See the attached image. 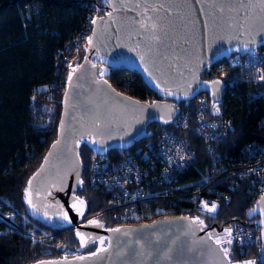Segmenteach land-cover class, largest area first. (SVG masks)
I'll list each match as a JSON object with an SVG mask.
<instances>
[{
	"label": "trees",
	"instance_id": "trees-1",
	"mask_svg": "<svg viewBox=\"0 0 264 264\" xmlns=\"http://www.w3.org/2000/svg\"><path fill=\"white\" fill-rule=\"evenodd\" d=\"M107 9L104 0H0V264L75 258L101 248L98 241L93 243L91 239L82 245L70 221L43 223L33 217L27 211L25 197L29 179L57 138L63 96L69 76L85 55L92 21L105 15ZM103 68L106 74L108 67ZM214 77L210 69L201 75L206 81ZM105 79L115 90L132 98L145 102L161 99L139 75L124 67H112ZM224 85L225 115L232 127L210 145V151L209 144L193 130H182L174 122L151 124L147 127L149 138L136 141L127 149L112 146L104 154L96 152L89 140L81 141L78 152L83 183L79 182L74 191L75 198L84 201L74 203L79 218L92 217L91 221L107 229L124 225L121 208L113 203L112 196L91 184L93 163L101 157L110 165L117 163L137 153L146 142L156 141L158 133L168 131L189 143L194 160L166 186L169 193L165 200L150 201L135 223L171 215L166 208L174 190L187 191L186 185H202V194L218 206L213 212L193 214L191 218L196 221L199 217L202 226L220 232V245L229 250L226 256L231 264L245 258L264 264L260 237L241 250L222 236L231 224L253 225L246 219L247 210L253 206V180L251 176L240 178L237 172L241 165L249 163L256 148L258 157L264 156V100L254 98L252 85L245 82L232 87L226 82ZM197 97L176 103V108H192ZM210 187L212 191L208 190ZM255 229L260 233L258 227ZM104 241L103 247L107 243Z\"/></svg>",
	"mask_w": 264,
	"mask_h": 264
},
{
	"label": "water",
	"instance_id": "water-1",
	"mask_svg": "<svg viewBox=\"0 0 264 264\" xmlns=\"http://www.w3.org/2000/svg\"><path fill=\"white\" fill-rule=\"evenodd\" d=\"M107 5L111 15L95 19L93 43H87L68 80L57 138L29 179L32 204L28 191L25 197L27 211L36 219L56 223L55 212L63 211L86 239H106L107 251L34 264H231L213 238L219 232L209 235L189 216H162L111 229L91 220L81 223L72 209L82 174L78 150L83 140L98 153L112 146L130 148L150 137L149 125L174 120L179 109L173 103L202 93L219 102L223 83L201 75L236 49L264 46V6L259 0H110ZM101 61L109 70L124 67L139 75L161 99L145 102L115 90L101 75ZM246 219L260 229L263 259L264 194L247 210Z\"/></svg>",
	"mask_w": 264,
	"mask_h": 264
},
{
	"label": "built area",
	"instance_id": "built-area-1",
	"mask_svg": "<svg viewBox=\"0 0 264 264\" xmlns=\"http://www.w3.org/2000/svg\"><path fill=\"white\" fill-rule=\"evenodd\" d=\"M109 12L108 7L105 14ZM209 69L215 76L214 80L223 83L221 100L212 102L209 96L204 95L206 93L199 94L194 106L179 110L172 122L182 130H193L199 138L209 144L210 151V145L227 135L232 127V121L225 115L227 103L223 100L224 82L230 87L241 82H245L248 86L252 85L253 97L264 100V79L260 78L264 76V46L247 51L244 49L236 51L214 63ZM214 103L219 108L218 113ZM173 105L176 107V103ZM157 137L156 141L146 142L137 153H131L117 163L110 165L103 157L93 163L91 184L112 196L113 203L121 208L120 215L125 223H135L142 213L146 212L150 201L165 200V194L168 192L166 186L171 185L176 180L177 173L188 168L194 160V152L185 139L168 131L158 133ZM256 152H259L257 148L251 154L249 163L241 165L237 172L240 178L252 177L253 205L264 194V156L259 158V153ZM261 153L263 149L260 155ZM218 160L219 158L215 159L216 162ZM223 171L228 170L223 168ZM200 187L202 185L192 188L186 185L187 191L174 190L175 195L170 198L172 201H166L168 205L166 210L171 215L189 217L197 213L213 212L202 210L204 202H208L209 208L212 204L218 206V203L202 194ZM208 190L212 191V188ZM157 210L159 209H155ZM91 219L92 217L83 219L81 223ZM254 222L251 227L240 223L231 224L223 230L222 236L226 241L231 240V243H235L243 250L260 237V233L257 234L255 231L257 226Z\"/></svg>",
	"mask_w": 264,
	"mask_h": 264
},
{
	"label": "snow or ice",
	"instance_id": "snow-or-ice-1",
	"mask_svg": "<svg viewBox=\"0 0 264 264\" xmlns=\"http://www.w3.org/2000/svg\"><path fill=\"white\" fill-rule=\"evenodd\" d=\"M105 2H106V3H109L110 0H105ZM259 2H260V4H261L262 6H264V0H259ZM221 10H222V9H221ZM109 15H111V13H109ZM92 23H95V20H93ZM153 28H155V25H153ZM87 39H88V44H89V45H92V43H93V39H92V37H88ZM236 50L239 51L240 49H236ZM244 50L247 51V50H248V47L245 46V47H244ZM93 66L95 67V65H93ZM145 70H146V69H145ZM101 75H103V73H101ZM260 78H261V79H264V76H261ZM70 81H71V76H69V82H70ZM105 83H106V82H105ZM212 83H213V84H218L219 82H218V81H213ZM169 94H171V93H169ZM211 94H212L213 96H215L216 93H215V91H212ZM214 107H215L216 112L218 113V112H219V108L216 107L215 103H214ZM167 122H168V121L166 120L165 123H167ZM82 139H83V138H82ZM77 143H79V141H78ZM92 143H96V141L93 140ZM80 183L82 184L83 181H80ZM28 185H29V187H28V189L26 190V191H28V193H29L28 203H29V204H32V200H31V191H30V190H31V185H32V181H31V180H29ZM76 200L79 201L80 204H84V201L79 200L78 197L76 198ZM72 206L75 207L76 205L73 204ZM33 207H34V206H33ZM216 207H217V206H216L215 204H212L211 208H209V207H208V202H204V204H203V206H202V210H203V209H207L208 211H214V210L216 209ZM254 211H255V210H250V213H251V212H254ZM80 214L83 215L82 212H81ZM64 218H65V219H68L67 213H65ZM196 222H198L200 225H203V221L200 220L199 217L196 218ZM90 223L96 224V223H98V222H97V221H90ZM111 231L119 232V231H121V230H120V229H113V230H111ZM228 231H229V234H230V230H228ZM77 235L81 237V244H82V245L85 244V243H86V238L84 237V235H83L82 233H79V232H77ZM125 235H127V233H125ZM209 235H211V233H209ZM92 242L95 243V239H94V238H93ZM231 242H232L231 240H228V241H227V243H229V244H231ZM99 243H100V245H101V248L99 249V251H105V252H106V251H107V248H104V247H103V245H104V243H105L104 239H103V238H100ZM217 243L219 244V243H221V241L218 239V240H217ZM110 246H111V241H109V247H110ZM99 251H97V252H93L92 255H93V256H97V255H99ZM223 251H224V254L227 255L229 250H228L227 248H225V249H223ZM79 259H85V257H79ZM42 264H44V262H42ZM53 264H54V262H53ZM245 264H255V262H254V261H247V262H245Z\"/></svg>",
	"mask_w": 264,
	"mask_h": 264
},
{
	"label": "flooded vegetation",
	"instance_id": "flooded-vegetation-1",
	"mask_svg": "<svg viewBox=\"0 0 264 264\" xmlns=\"http://www.w3.org/2000/svg\"><path fill=\"white\" fill-rule=\"evenodd\" d=\"M54 201V200H53ZM56 203V202H55ZM72 209H73V211H74V213L78 216V214H77V212L75 211L76 209L72 206ZM56 214H55V217H57V220H55V222L57 223V224H64V223H66L67 221H69V215L67 214V216H68V219H65L64 218V215H65V213L62 211V212H55ZM126 224V223H125ZM202 229L203 230H205L206 232H208V233H211L212 231H214V230H211V228L210 227H207V226H202ZM219 235H220V232H219V234L216 236V237H213L214 238V240L217 242V240L219 239Z\"/></svg>",
	"mask_w": 264,
	"mask_h": 264
},
{
	"label": "rangeland",
	"instance_id": "rangeland-1",
	"mask_svg": "<svg viewBox=\"0 0 264 264\" xmlns=\"http://www.w3.org/2000/svg\"><path fill=\"white\" fill-rule=\"evenodd\" d=\"M101 64L102 65H104V66H106V67H108V71H107V73L110 71L109 70V66L107 65V64H105L104 62H102L101 61ZM106 73V74H107ZM98 242H99V240H98ZM247 261H254L253 259H251V258H245V259H243L242 261H240V262H236V263H234V264H245V262H247ZM255 262V261H254Z\"/></svg>",
	"mask_w": 264,
	"mask_h": 264
},
{
	"label": "bare ground",
	"instance_id": "bare-ground-1",
	"mask_svg": "<svg viewBox=\"0 0 264 264\" xmlns=\"http://www.w3.org/2000/svg\"><path fill=\"white\" fill-rule=\"evenodd\" d=\"M103 74H104V68H103V72H102ZM172 216V215H171Z\"/></svg>",
	"mask_w": 264,
	"mask_h": 264
}]
</instances>
